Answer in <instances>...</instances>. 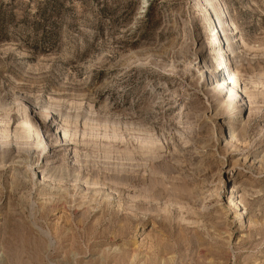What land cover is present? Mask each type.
<instances>
[{
    "label": "rangeland",
    "instance_id": "obj_1",
    "mask_svg": "<svg viewBox=\"0 0 264 264\" xmlns=\"http://www.w3.org/2000/svg\"><path fill=\"white\" fill-rule=\"evenodd\" d=\"M0 264H264V0H0Z\"/></svg>",
    "mask_w": 264,
    "mask_h": 264
},
{
    "label": "bare ground",
    "instance_id": "obj_2",
    "mask_svg": "<svg viewBox=\"0 0 264 264\" xmlns=\"http://www.w3.org/2000/svg\"><path fill=\"white\" fill-rule=\"evenodd\" d=\"M217 6H219L221 8V4L219 2H217ZM222 10V9H221ZM223 12V10H222ZM210 16L208 18H205V22H204V28L208 29V38H207V41L208 43L211 44L212 46V51H210V53L206 54V59L205 57L203 58L204 59V73H206V71L213 75V78L216 79L219 72H222L223 73V70L224 69H227V73H228V70H229V62H230V58H229V55H225L227 56L224 60H223V57H221V55H224V54H221V53H224L223 50H224V43H223V40H222V37H221V29H219V27L216 25V21L214 19V17L208 13ZM203 16L205 15V13L202 14ZM217 45H221L222 47L220 49H217ZM201 50V46L200 48L198 49V51ZM197 51V52H198ZM218 58L216 59L214 57V55H219ZM220 57V58H219ZM208 61H210V65L208 64ZM207 74V73H206ZM215 76V77H214ZM212 77H210L211 79ZM212 78V79H213ZM215 80L216 83L215 85H213V88H217L219 89V92L220 90L223 88V86H225L226 84V90H228V94L226 93L223 97V100H222V104L224 103H231V102H234V98L232 97L233 95L232 94H229V93H233L235 96L238 97V100L236 102H240L241 101V95H240V90H238V87H236V81L234 79L233 76H231V74H227V76H223V78L220 80ZM213 81V80H212ZM212 84V83H211ZM211 91V90H210ZM218 92V90H217ZM218 92V93H219ZM226 97V98H225ZM236 105V104H235ZM239 105V104H238ZM237 108V107H236ZM240 108V107H239ZM239 110V109H238ZM238 112V111H237ZM240 113V111L238 112ZM236 114V112H235ZM41 119V118H40ZM235 137L234 134H232V138ZM235 142H236V139L234 138ZM233 187V186H232ZM236 188V187H235ZM232 191V190H230ZM234 191V190H233ZM237 197V196H236ZM230 203H232L231 205H236V206H239L240 205V201H238V199L234 198V199H229L228 200ZM238 210V209H237Z\"/></svg>",
    "mask_w": 264,
    "mask_h": 264
}]
</instances>
